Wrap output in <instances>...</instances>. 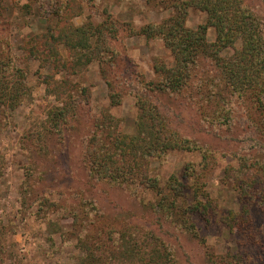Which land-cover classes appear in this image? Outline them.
<instances>
[{"label": "rangeland", "instance_id": "374dc122", "mask_svg": "<svg viewBox=\"0 0 264 264\" xmlns=\"http://www.w3.org/2000/svg\"><path fill=\"white\" fill-rule=\"evenodd\" d=\"M159 1L0 0V82L23 92L0 130V264H90V254L95 264H153L148 252L160 244L169 250L161 264H264L261 208L235 186L240 165L264 175V114L221 82L213 61L197 62L189 88L149 95L170 128L197 147L148 163L149 175L163 188L171 176L186 186L184 223L162 217L153 191L89 174L85 153L96 119L110 115L122 134L135 135L136 100L147 95L148 83L161 80L154 62L174 65L162 40L130 33L172 15ZM243 2L264 33V0ZM104 21L116 30L106 38L113 52L104 54V66L93 61L74 67V53L62 44L53 47L70 70L58 72L53 57L40 56L46 49L41 36ZM205 22L204 13L188 10L187 28ZM206 40H215L212 28ZM112 93H118L116 106L110 104ZM62 109L70 116L54 128V114ZM196 191L198 200L206 204L207 195L213 205L208 221L187 213ZM245 207L250 223L243 220L240 232L230 233L223 219ZM128 226L136 229L129 238L132 253L122 246Z\"/></svg>", "mask_w": 264, "mask_h": 264}, {"label": "trees", "instance_id": "16d2710c", "mask_svg": "<svg viewBox=\"0 0 264 264\" xmlns=\"http://www.w3.org/2000/svg\"><path fill=\"white\" fill-rule=\"evenodd\" d=\"M87 1L91 3L94 0ZM159 2L170 9L172 15L157 24H148L130 33L148 40H162L165 49L173 57L174 65L168 68L163 62L158 60L154 62V72L161 80L157 85L148 83L151 88L147 95H140L136 100L138 116L135 135L122 134L120 125H117L116 120L110 115L102 114L96 119L94 135L86 148L85 160L89 174L94 179L120 187L137 185L149 189L158 197L156 208L163 218L173 223L180 221L184 223L185 213L181 208L186 204V186L175 176H171L167 180V186L163 188L158 177L149 175L148 163L151 158H161L170 151L191 152L197 147L170 128L156 105L152 104L149 95L164 90L178 93L189 88L197 62L202 59L210 60L215 63L221 82L223 81L237 97L249 98L248 100L264 114V33L261 21L248 10L243 0H160ZM190 8L206 15L205 24L195 29L185 26ZM208 28H212L215 32V40L212 43L206 40ZM56 31L41 36L40 42L46 49L40 53V56L53 57V66L58 72H66L70 69L66 61L55 51L54 45L62 44L68 51L74 53L72 63L74 67L87 66L93 61L103 65L104 54L113 52L106 40L115 35L116 30L112 26V21H104L90 27H66V29L62 27ZM45 50L46 56L43 53ZM231 50V55H223ZM34 52L40 50L36 49ZM102 76L108 88L113 89L107 75ZM21 78L24 76L21 75ZM8 85L0 82L2 109L0 120L3 121H0V130L7 124V114L22 101V89ZM82 95L87 97L86 93ZM109 100L112 106L118 105L120 102L118 93L110 94ZM69 116V112H64L63 109L55 113L54 128ZM102 135L104 138H101ZM203 157L205 161L206 156ZM237 173L238 177L235 176L237 190L247 200L257 199L264 218L263 172H249L246 165H240ZM165 190L167 193L164 192ZM198 192L196 191L194 203L187 207L189 208L187 213L196 212L204 221H208L213 205L207 195L203 196L206 204L198 200L197 197L200 195ZM244 209L246 212L239 214L229 211L223 219L230 233L240 232L241 226L244 225L243 220L250 223L246 207ZM134 230L136 229L128 226L121 233L125 252H133L135 245L129 241V238ZM144 234L148 232L144 231ZM163 246L160 244L150 249L148 252L150 263L161 264V258L169 252ZM91 256L92 254H90V264H95Z\"/></svg>", "mask_w": 264, "mask_h": 264}]
</instances>
